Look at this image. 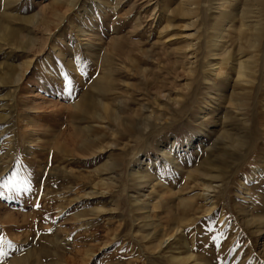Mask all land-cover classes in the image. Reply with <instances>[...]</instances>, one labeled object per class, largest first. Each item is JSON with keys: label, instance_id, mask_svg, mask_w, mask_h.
I'll use <instances>...</instances> for the list:
<instances>
[{"label": "rangeland", "instance_id": "374dc122", "mask_svg": "<svg viewBox=\"0 0 264 264\" xmlns=\"http://www.w3.org/2000/svg\"><path fill=\"white\" fill-rule=\"evenodd\" d=\"M0 264H264V0H0Z\"/></svg>", "mask_w": 264, "mask_h": 264}, {"label": "bare ground", "instance_id": "6f19581e", "mask_svg": "<svg viewBox=\"0 0 264 264\" xmlns=\"http://www.w3.org/2000/svg\"><path fill=\"white\" fill-rule=\"evenodd\" d=\"M8 37V36H7ZM31 41V40H30ZM26 43V42H25ZM26 64H27V66L30 64V61H28V62H26ZM17 81H19V78H17L16 80H15V82H17ZM109 85V84H108ZM108 88V87H107ZM100 89H101V86H100ZM109 89H111V87H109ZM102 90H105V89H102ZM98 102L99 103H102L101 102V100L99 101V99H98ZM120 102V101H119ZM75 104V103H74ZM78 104V103H77ZM115 104V103H114ZM106 105V104H105ZM104 104L103 105H101L100 104V106L103 108V113H104V115L105 116H101L100 114H98V113H96V115H95V117L96 118H98L99 120H103V119H106V118H110L111 120H113L114 122H116L117 124L118 123H120V117L118 116V113H117V111H115L114 110V112L113 111H110V110H108V107H107V105L105 106ZM78 105H76V107H77ZM102 113V114H103ZM91 123V122H90ZM90 127H92L91 125H88L87 126V128H90ZM190 140V139H189ZM186 142L188 143V140H186ZM170 148H168V150H166V151H164V154H170V150H169ZM144 177H146L145 175H141V176H139L138 178L139 179H142V178H144ZM189 258V257H188Z\"/></svg>", "mask_w": 264, "mask_h": 264}, {"label": "snow or ice", "instance_id": "6c2138e0", "mask_svg": "<svg viewBox=\"0 0 264 264\" xmlns=\"http://www.w3.org/2000/svg\"><path fill=\"white\" fill-rule=\"evenodd\" d=\"M66 89L69 92V94H71V90H72V88H71V81H68L67 82ZM37 207H39V205H37Z\"/></svg>", "mask_w": 264, "mask_h": 264}]
</instances>
